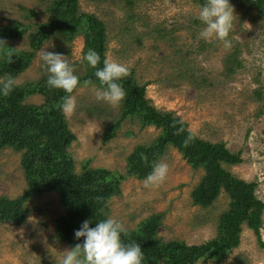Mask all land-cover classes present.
<instances>
[{"label": "rangeland", "instance_id": "374dc122", "mask_svg": "<svg viewBox=\"0 0 264 264\" xmlns=\"http://www.w3.org/2000/svg\"><path fill=\"white\" fill-rule=\"evenodd\" d=\"M47 3L0 0V25L11 19L44 22L49 17ZM230 3L236 17L230 33L232 46L227 50L219 42L206 43L199 38L202 25L196 17L202 4L196 0H79V7L105 23L107 58L130 69V75L146 86V96L156 108L172 111L199 137L224 141L232 152H242L243 162L226 168L246 181L258 180L256 195L264 201V16L249 9L248 0ZM29 41L26 35L15 39L13 45L28 49ZM83 47L82 35L71 44L53 37L17 77L19 83L46 74L40 59L42 48L63 54L69 63H81ZM235 50L239 51L242 66L228 74L225 58ZM75 66L82 72L81 64ZM95 86L79 87L72 93L77 106L66 118L77 138L69 151L77 171L84 159H90L91 167L125 172L128 153L138 144L151 143L160 129L141 128L137 120L129 118L115 136L104 142L105 129L118 117L121 104L112 107L97 101ZM27 101L41 103L43 97L37 94ZM159 162L169 165L165 183L146 188L144 179L127 178L122 182L121 194L111 199L109 214L133 228L161 212L158 235L164 241L199 244L214 237L219 216L229 206L228 194L222 191L207 208L195 205L192 190L204 170L192 168L171 146ZM25 189L21 152L5 148L0 153V197L12 198ZM27 205L31 212L21 225L0 223V264H57L61 252L70 248L58 240L53 222L63 212L58 194L35 195ZM262 220L264 240V212ZM240 237L239 246L223 260L205 264H264V249L254 231L244 225Z\"/></svg>", "mask_w": 264, "mask_h": 264}, {"label": "trees", "instance_id": "16d2710c", "mask_svg": "<svg viewBox=\"0 0 264 264\" xmlns=\"http://www.w3.org/2000/svg\"><path fill=\"white\" fill-rule=\"evenodd\" d=\"M49 17L44 22L25 23L11 19L0 25V78L18 77L36 57L40 47L53 37L71 44L79 35L83 36V56L94 49L103 59L107 58V28L94 13L82 12L79 0H47ZM201 4L204 0H196ZM250 8L264 16V0H248ZM132 3V2H131ZM33 14V10H30ZM29 48H15L13 41L26 36ZM11 62L8 63V53ZM81 81L90 80L89 85L98 86L94 69L81 59L82 72L76 70ZM225 70L232 74L242 66L239 51L229 52L225 58ZM47 74L36 80H27L6 97H0V153L5 148L21 152L26 189L15 197H0V223L21 225L31 210L27 203L35 195L56 192L63 212L54 219L58 240L70 247L80 242L74 238V230L84 220L94 222L109 214L110 201L122 192V182L129 177L144 179L153 162H159L168 147L177 149L192 168H202L204 173L192 190L195 205L211 206L222 191L229 196V206L221 212L217 233L199 243L188 244L183 240H162L158 229L163 213H154L140 221L123 237L125 242L135 241L144 252V264H205L209 260L220 262L238 247L243 226L254 231L257 242L264 249L261 236L264 201L257 197L258 180L246 181L226 168L243 162L241 151L232 152L224 141L212 142L196 135L187 122L172 111L155 107L146 96V86L140 85L131 74L123 81L126 96L121 103L118 117L105 129L103 141L116 135L126 119L137 120L141 128L154 126L160 133L149 144H138L126 156L125 172L106 167H91L90 159L82 161L81 170H76L75 160L69 148L76 140L68 120L59 105L65 93L46 83ZM42 95L41 103L28 102L33 95ZM258 96H261L257 92ZM174 121H183L184 132L176 133ZM191 132L194 139L187 145L183 140ZM83 238H81L82 240Z\"/></svg>", "mask_w": 264, "mask_h": 264}, {"label": "clouds", "instance_id": "9594fccd", "mask_svg": "<svg viewBox=\"0 0 264 264\" xmlns=\"http://www.w3.org/2000/svg\"><path fill=\"white\" fill-rule=\"evenodd\" d=\"M236 15L230 0H204L200 6L197 19L202 25L198 32L200 39L206 43L219 42L224 49H230L232 41L230 33L234 27ZM0 40V47L5 46ZM12 53H8L7 62H11ZM61 53L49 52L41 49L40 59L42 68L47 74L46 83L49 87L62 90L65 95L59 105L65 116L71 115L76 109V99L72 95L79 87L88 86L91 81H81L70 64ZM83 60L94 69V76L98 81L95 86V98L97 101L118 107L126 96L123 81L130 75V69L115 60L103 59L94 49H88ZM19 84L14 76L0 78V97L8 96ZM176 133L184 132L183 121H174ZM194 139L191 132L187 133L183 143L189 144ZM169 165L165 162H153L150 172L144 178V186L157 187L165 183L168 177ZM84 220L77 230H74V238L77 241L74 246L61 252L57 264H144V252L138 242H125L123 237L127 235L128 227L117 217L106 214L103 219L94 222ZM81 238H83L81 240Z\"/></svg>", "mask_w": 264, "mask_h": 264}]
</instances>
